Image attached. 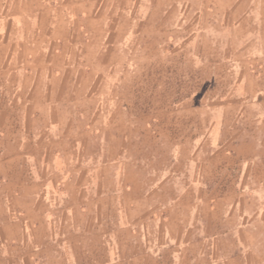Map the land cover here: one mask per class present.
<instances>
[{
	"label": "rangeland",
	"instance_id": "obj_1",
	"mask_svg": "<svg viewBox=\"0 0 264 264\" xmlns=\"http://www.w3.org/2000/svg\"><path fill=\"white\" fill-rule=\"evenodd\" d=\"M92 3L86 8V42L98 41L100 27L110 30L101 40L102 49L91 46L86 55L91 61L86 114L73 115L86 122V139L80 136L83 131L71 130L61 131L60 138L80 137L83 144L76 150L86 155V169L96 179L104 171L105 180L118 188L125 189L136 175L145 186L166 181L177 185L179 173L186 172L188 183L196 179L201 189L187 195V211L196 216L188 233L203 238L186 248L232 249L238 245L232 239L243 234V216L255 213L259 201L264 203V192L243 195L237 188L242 182L264 186V0ZM54 26L49 13L41 18L30 11L25 17L0 13V45H21L0 48V58H17L18 53H24L27 62L53 57L48 47L55 40L48 33ZM65 141L54 148L74 149ZM31 164L45 168L43 162H28L23 169ZM137 195L125 190L117 194L120 204L108 211L101 232L97 221L86 226V259L79 242L55 258L48 250L46 264H111L115 251L127 253L146 245L166 252L178 249L167 239L178 226L165 225L168 219L162 216L179 214L177 206L168 209L179 195L153 196V219L147 218L152 211L146 200L138 205L131 201ZM121 213L133 225L115 238ZM34 259L18 248L3 252L0 247V264H35Z\"/></svg>",
	"mask_w": 264,
	"mask_h": 264
},
{
	"label": "crops",
	"instance_id": "obj_2",
	"mask_svg": "<svg viewBox=\"0 0 264 264\" xmlns=\"http://www.w3.org/2000/svg\"><path fill=\"white\" fill-rule=\"evenodd\" d=\"M1 1L2 16L25 17L30 11L41 18L49 13L55 24L48 33L55 40L48 47L53 57L27 62L25 54L18 53L17 58H0V247L3 252L18 248L23 256L32 255L35 264H46L48 250L55 258L58 251H73L74 244L81 242L86 259V226L89 229L97 221L95 225L101 232L108 211L113 206L117 208V194L125 190L142 196L131 197L134 204L146 200L147 210L152 211L147 212V218L151 216V219L156 216L153 196L179 195L168 208L177 206L179 214L167 212L162 216L168 219L165 225L178 226L167 237L168 241L178 244V249L166 252L146 245V248H132L127 253L115 251L111 264H166V257L170 259L169 264H264L263 202H258L255 213L243 216L239 223L243 234L234 240L231 237L233 242H238L232 249L207 252L201 248L187 249V243L203 241L201 236L188 233V227L196 225L193 221L196 216L186 208L187 195L201 190L196 179L188 183L184 172L179 173L177 185L168 186L166 181L158 186L154 182L145 186L142 178L136 175L126 181L129 185L125 189L118 188L110 184L111 180H105L108 175L104 171L96 179L86 169V155L76 150L83 144L80 137L66 134L60 138L61 131L71 130L83 131L80 136L86 139V122L73 116L86 114V74L89 75L88 66L91 65L86 55L91 46L102 49L101 40L110 30L100 27L98 41L86 42V8L95 0ZM18 46L21 47L17 42H4L0 48L20 49ZM60 114L65 116L60 118ZM44 115L48 117L46 121ZM64 139L69 140L74 149L64 152L54 148L66 142ZM28 162L40 165L43 162L45 168L36 169L35 164H31L24 170ZM63 162H67L66 165ZM246 177L250 175L247 173ZM237 188L243 195L264 192V186L251 187L245 182ZM195 202L196 206L197 199ZM188 206L190 208V203ZM174 218L178 222H174ZM117 220L115 238L133 225L123 220L122 213ZM106 235L102 230L104 239Z\"/></svg>",
	"mask_w": 264,
	"mask_h": 264
}]
</instances>
